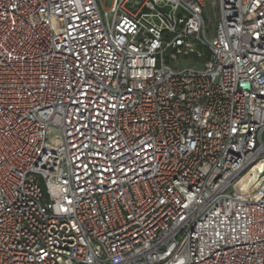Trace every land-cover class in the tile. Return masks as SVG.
<instances>
[{"label": "built area", "instance_id": "built-area-1", "mask_svg": "<svg viewBox=\"0 0 264 264\" xmlns=\"http://www.w3.org/2000/svg\"><path fill=\"white\" fill-rule=\"evenodd\" d=\"M263 134L264 0H0V264H264Z\"/></svg>", "mask_w": 264, "mask_h": 264}, {"label": "rangeland", "instance_id": "rangeland-1", "mask_svg": "<svg viewBox=\"0 0 264 264\" xmlns=\"http://www.w3.org/2000/svg\"><path fill=\"white\" fill-rule=\"evenodd\" d=\"M205 21L208 23L209 22V18L207 16V14H204L203 15ZM197 59L194 57V56H186V57H183L182 59H180V62H181V67L182 68H185V67H190V68H201V66L197 65ZM202 62V59L199 60V64ZM53 138L55 139L54 142H58V134L55 133L52 135ZM263 140H264V134H263ZM53 142V143H54Z\"/></svg>", "mask_w": 264, "mask_h": 264}, {"label": "bare ground", "instance_id": "bare-ground-1", "mask_svg": "<svg viewBox=\"0 0 264 264\" xmlns=\"http://www.w3.org/2000/svg\"><path fill=\"white\" fill-rule=\"evenodd\" d=\"M264 167V163H262L261 166H259L260 169H262ZM252 183V180H249V181H245L243 184H242V187L244 189H248V187L251 185Z\"/></svg>", "mask_w": 264, "mask_h": 264}]
</instances>
